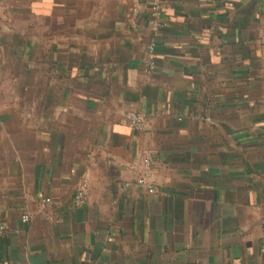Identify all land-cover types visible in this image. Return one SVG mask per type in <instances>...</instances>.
<instances>
[{
	"label": "crops",
	"instance_id": "obj_1",
	"mask_svg": "<svg viewBox=\"0 0 264 264\" xmlns=\"http://www.w3.org/2000/svg\"><path fill=\"white\" fill-rule=\"evenodd\" d=\"M3 1L0 264H264V0Z\"/></svg>",
	"mask_w": 264,
	"mask_h": 264
},
{
	"label": "built area",
	"instance_id": "obj_2",
	"mask_svg": "<svg viewBox=\"0 0 264 264\" xmlns=\"http://www.w3.org/2000/svg\"><path fill=\"white\" fill-rule=\"evenodd\" d=\"M150 22L155 30L160 28V14H161V5L159 2H153L150 6ZM148 55L146 59L143 61V69L145 72H151L156 65V53H155V43L151 42L148 44ZM126 119L128 125L131 128L140 130L145 126L146 118L145 116L138 110H130ZM154 159L153 154L150 151H147L144 155L143 166L145 168V172L138 177L137 183L143 186H146L150 192L156 191V188L153 182L150 180V171L153 165ZM87 190H88V182L87 180H83L76 191L75 202L76 205H82L87 199ZM50 199H47L49 201ZM22 223L27 224L30 221V215L28 213H24L22 215Z\"/></svg>",
	"mask_w": 264,
	"mask_h": 264
},
{
	"label": "rangeland",
	"instance_id": "obj_3",
	"mask_svg": "<svg viewBox=\"0 0 264 264\" xmlns=\"http://www.w3.org/2000/svg\"><path fill=\"white\" fill-rule=\"evenodd\" d=\"M0 2H1L0 5H4V4H2V2L5 3V1H3V0H0ZM77 3H78V11L80 9L81 14H82V13H84L85 8L90 6L91 0H77ZM31 19H35V16H32ZM18 21H20V20H18ZM18 65H19L18 62H12L11 61V62L4 63V62L0 61V91L1 92H5L7 89H10L11 87H17L18 86L20 80H19L18 77L17 78L15 77L16 75L15 76L3 77V73L5 71L12 70V68L15 70V69H17L16 67ZM4 97L5 98H3L2 101H5V99H7V98H9V99L13 98L12 95H5Z\"/></svg>",
	"mask_w": 264,
	"mask_h": 264
}]
</instances>
